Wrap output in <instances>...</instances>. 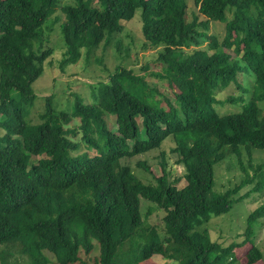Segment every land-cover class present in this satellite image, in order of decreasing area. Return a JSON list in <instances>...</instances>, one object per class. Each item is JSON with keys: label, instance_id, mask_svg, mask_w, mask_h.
<instances>
[{"label": "trees", "instance_id": "1", "mask_svg": "<svg viewBox=\"0 0 264 264\" xmlns=\"http://www.w3.org/2000/svg\"><path fill=\"white\" fill-rule=\"evenodd\" d=\"M65 1L0 0V243L17 247L29 264H49L47 253L57 264H73L80 249L89 254L94 244L97 264H139L155 255L174 264H236L235 249L245 243L248 264L263 259L251 236L264 218V203L248 213L242 242L213 241L201 226L239 205L242 190L264 188L259 164L238 185L214 189L218 163L232 154L239 158L241 146L264 151L258 104L264 100V0ZM188 4L193 10L187 21ZM58 8L64 13L56 29L65 45L56 54L62 72L82 50L89 60L95 49L109 46L112 34L122 33L121 21L140 10L142 35L161 48L158 76L172 86L173 96L156 98L143 76L118 65L107 80L87 83L88 97L71 90L81 97L73 110L58 109L63 104L56 106L57 93H50L37 111L32 83L45 64H56L43 32H55L51 15ZM209 21L223 24L221 40L207 32ZM116 47L110 52L119 53V64V40ZM231 85L235 89L218 99ZM90 94L93 102L85 103ZM58 96L71 98L63 90ZM226 101L237 110L219 112L216 106ZM107 116L114 118L113 127ZM167 137L184 168L182 187L164 168L156 183H145L122 163L159 148ZM141 198L165 210L163 233L144 224ZM1 264H8L4 257Z\"/></svg>", "mask_w": 264, "mask_h": 264}, {"label": "rangeland", "instance_id": "2", "mask_svg": "<svg viewBox=\"0 0 264 264\" xmlns=\"http://www.w3.org/2000/svg\"><path fill=\"white\" fill-rule=\"evenodd\" d=\"M65 3V0H62ZM192 10L193 7L188 4L186 9V20L192 19ZM227 16L231 17V12L227 13ZM58 17V19H55ZM51 20L57 21L53 29L55 32L44 30V45L50 46L53 48L54 52L51 56L52 59H56V54L63 50L64 38L61 30L57 32L58 24L63 22L64 13L58 8L52 15ZM46 22H48L46 20ZM123 25L122 33H113L111 42L109 46L105 49L101 47L95 49L93 54L90 56L89 60L84 50H82L81 56L77 59L76 63L66 66L64 71L61 72L60 66L58 63L59 57L55 60L56 64H46L44 65V70L41 76H39L33 83L32 88L36 94L35 102H38L35 105L37 111L44 109V101L42 96H47L50 93L53 94L55 99V104L57 106L58 102L63 104V106H57L58 109H63L71 111L74 108L77 98H81L78 94H72V91H78L81 95L88 97L90 93L91 83L93 81L107 80L108 76L114 71L116 66H126L132 68L133 72L139 76H143L144 81L147 84L146 90L155 89L156 98L165 99L173 96V88L168 84L166 79L158 76V73L162 71V63L158 60L157 53L161 48L155 47L153 44L146 41L142 35V23L140 18V10H137L132 19L129 21H121ZM209 34H217L220 37V40L224 36V28L222 23H213L207 22ZM55 35L56 38L53 40L52 35ZM120 41L123 46V51L121 53L122 59L119 64H117V56L119 53L115 54L110 52L111 48H115L116 52V41ZM219 40V38H218ZM207 42L202 46L206 47ZM105 53L112 57L114 61L110 64V61L106 60ZM96 59V60H95ZM97 59H100L98 61ZM103 60L105 66L100 63ZM160 64V65H159ZM49 68V71L47 70ZM48 71V72H47ZM152 73V74H151ZM162 73V72H161ZM64 81L65 85L71 88L61 87V82ZM88 85V86H87ZM235 88L231 85V89L227 91H219L217 94L218 99H224L227 97L229 91H233ZM63 90L65 96L71 98L64 99L61 96H58L59 92ZM238 92L234 93L237 95ZM229 95V94H228ZM91 99H83L85 103L93 102V97L90 94ZM34 102V103H35ZM60 104V105H61ZM259 106L263 105L262 113L264 114V100L258 102ZM162 105H165V102L162 101ZM217 110L221 113L234 112L237 110L235 105H232V102H227L222 105H217ZM33 117V115H31ZM33 122H36L37 119L33 117L31 119ZM109 125H113L114 118L112 116H107ZM114 126V125H113ZM112 126V127H113ZM0 132H4L0 127ZM167 137L163 142L162 146L157 149H152L146 151L142 154L130 158H124L123 163L130 165L136 175L139 176L140 180L145 183H156L154 178L163 174L162 168L168 173L170 180H178L176 183L177 187H182L186 184L184 175V168L181 162L177 160V155L171 151L175 146V143L172 138ZM76 140V139H75ZM80 150L87 151L88 149L81 145ZM161 154L162 157H161ZM239 158L236 155H230L224 161L218 163L215 168V183L214 189L216 191H226L228 187L233 186L234 184H239L241 180L245 178V175H252L254 172V167L259 164L264 165V151L259 149L249 150L243 146L239 148ZM39 157H33L32 159H37ZM164 160V163L162 162ZM139 163H145L149 168V171H144L140 167ZM264 169V167H263ZM149 172V173H148ZM262 174V181H264V171ZM256 180L251 181L247 185L252 187L255 184ZM245 197L239 203V205H234L232 210L229 213L223 214L218 217L211 218L202 228L207 229L208 235L213 241L220 242L224 245H227L234 240L237 242H242L246 237V218L248 213H250L256 206L261 203H264V188L260 191H249L247 194L245 190L240 192ZM259 201V202H257ZM140 212L141 217L146 226H153L160 233L164 232V221L163 217L165 215V210L153 202L141 198L140 199ZM253 235L251 236L255 244L260 248L262 252L263 259L258 260L254 264H264V218H261L258 224L253 229ZM250 247L249 243L243 244L241 247H237L236 264H248V259L246 253ZM99 254L97 244H94L93 250L86 254L83 251H79V260L73 264H97L94 260ZM49 257V264H57L55 258L52 254L47 253ZM2 257L7 260L8 264H29V259L27 255L19 252L17 247L12 246V244H2L0 243V264ZM139 264H174L172 261H169L163 258L161 255H155L145 261L140 262Z\"/></svg>", "mask_w": 264, "mask_h": 264}, {"label": "bare ground", "instance_id": "3", "mask_svg": "<svg viewBox=\"0 0 264 264\" xmlns=\"http://www.w3.org/2000/svg\"><path fill=\"white\" fill-rule=\"evenodd\" d=\"M96 60V59H95ZM160 65V64H159ZM168 69V68H167ZM194 69V68H193ZM174 71V70H173ZM62 72V71H61ZM192 72V71H191ZM152 74V73H151ZM162 74V73H161ZM169 74V73H168ZM174 74V73H173ZM185 81V80H184ZM29 102V101H28ZM1 104V103H0ZM30 106V105H29ZM53 116V115H52ZM67 118V117H66ZM53 119V118H52ZM28 134V133H27ZM27 139V138H26ZM123 163V161H122ZM149 173V172H148Z\"/></svg>", "mask_w": 264, "mask_h": 264}]
</instances>
